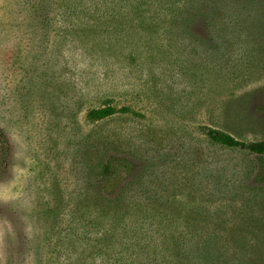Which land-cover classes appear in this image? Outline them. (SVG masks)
Here are the masks:
<instances>
[{"label": "rangeland", "instance_id": "rangeland-1", "mask_svg": "<svg viewBox=\"0 0 264 264\" xmlns=\"http://www.w3.org/2000/svg\"><path fill=\"white\" fill-rule=\"evenodd\" d=\"M41 1L48 0H0V264H136L131 251L111 249V223L93 222L78 199L89 187L94 194L109 158L135 169L130 177L116 172L123 179L106 188L108 199L139 175L145 181L157 175V188L147 185L148 191L183 194L195 166L207 160L228 165L220 184L227 188L232 166L256 163L238 150L212 154L204 130L264 140V12L251 13V24L237 32V17L224 11L241 1L261 8L264 0H200L223 8L214 18L222 23L215 30L221 58L213 63L223 73L216 79L196 77L195 48L179 46L180 62L159 57L148 72L121 47L102 54L67 36L61 43L62 31L57 37L37 29L35 18L45 15ZM63 1L87 7L106 0ZM192 29L205 39L212 31L202 19ZM103 109L112 114L88 118ZM232 213L226 221L239 219Z\"/></svg>", "mask_w": 264, "mask_h": 264}, {"label": "trees", "instance_id": "trees-1", "mask_svg": "<svg viewBox=\"0 0 264 264\" xmlns=\"http://www.w3.org/2000/svg\"><path fill=\"white\" fill-rule=\"evenodd\" d=\"M235 3L236 8L225 4L224 11L237 17V24L233 23L237 32L251 24L248 19L251 13L264 12V7L253 9L245 1ZM81 4L41 1L45 15L35 18L37 29L52 31L57 37L62 31L61 43L67 42V36L72 44L100 49L102 54L108 50L118 53L121 47L131 52L134 63L138 59L142 67H148V72L159 57L180 62L179 46L195 48L201 52L193 61L197 64L196 77L216 79L223 73L213 63L221 58L218 56L221 31L215 35V30L222 23L214 20L223 12V8L219 9L221 5L210 8L211 5L200 0H106L87 7ZM51 11L64 17L51 18L48 15ZM88 11L95 15L84 13ZM201 19L211 24L212 31L206 39L193 33V26ZM146 51L149 55L145 56ZM111 114V109L91 110L88 118L103 120ZM204 133L212 154L218 148L238 150L255 156L256 163L232 166L229 172L234 180L227 188L220 184L228 165L221 167L217 161L207 160L198 166L194 162L195 178L188 180L189 188L183 194L148 191L147 185L157 188V175L149 181L139 175L117 197L108 199L110 193L105 194L106 188L114 190L123 179L116 172H125L124 177H130L135 169L127 160L109 158L100 169L99 185L94 183V194L87 187L78 204L86 205L87 216L93 222L111 223L112 240H108L111 249L131 251L136 264H264V140L244 142L210 128ZM3 140L0 131V142ZM171 182L182 184L177 179ZM236 197L238 201L230 199ZM236 203L242 204L236 208ZM229 211L233 212L231 215H239V219L226 221Z\"/></svg>", "mask_w": 264, "mask_h": 264}]
</instances>
